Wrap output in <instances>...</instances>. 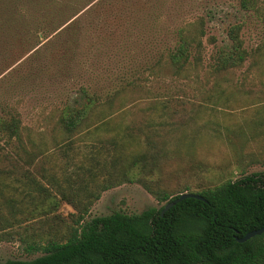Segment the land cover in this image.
Instances as JSON below:
<instances>
[{
    "label": "rangeland",
    "instance_id": "374dc122",
    "mask_svg": "<svg viewBox=\"0 0 264 264\" xmlns=\"http://www.w3.org/2000/svg\"><path fill=\"white\" fill-rule=\"evenodd\" d=\"M96 1L82 4L89 10L80 16L86 29L67 60L59 45L65 34L33 39L23 49L18 40L0 37V118L19 119L25 148L30 150L28 134L37 146L44 140L51 149L59 110L84 87L101 100L113 97L114 111L122 106L112 122L128 126L141 151L147 149L145 135L149 138L148 154L159 153V169L144 166L147 160L134 173L144 166L143 177L156 189L188 186L196 191L225 179L264 174V0L247 12L238 8V0H153L150 12L142 8L144 0H137L140 11L133 15L105 6L93 11ZM197 18L204 20L205 31L200 62L176 75L166 53L176 28ZM233 24H241L246 60L216 73L212 56L228 47L226 29ZM16 145L0 134V263L41 255L31 249L39 241L40 221L29 216L44 204L43 192L29 180L54 195L48 167L64 160L57 155L61 146L53 151L56 156L31 161L16 157ZM163 204L139 183H122L100 193L86 220ZM59 212L65 216L72 209L62 204Z\"/></svg>",
    "mask_w": 264,
    "mask_h": 264
},
{
    "label": "trees",
    "instance_id": "16d2710c",
    "mask_svg": "<svg viewBox=\"0 0 264 264\" xmlns=\"http://www.w3.org/2000/svg\"><path fill=\"white\" fill-rule=\"evenodd\" d=\"M84 1L0 0V37L18 40L16 45L23 49L33 39L65 34L57 44L62 45L65 54L61 55L67 60L72 57L70 47L79 45L78 37L86 29L81 25L85 17H80L89 11L82 7ZM136 1L99 0L93 3V11L105 6L118 14L133 15L140 11L135 8ZM152 3L153 0H144L142 8L153 11ZM237 5L245 12L257 10V0H238ZM240 30L241 24L226 29L229 44L212 56L214 72L236 68L246 60ZM204 36L202 18L176 28L173 47L166 53L174 74L199 64ZM208 41L212 42V38ZM112 102L113 97L105 96L101 100L95 93L79 87L56 116L57 134L50 138V152L44 140L37 146L26 134L28 151L21 138L23 128L19 119L11 114L0 118V134L17 144L14 152L17 158L22 154L31 161L37 156L48 159L56 156L53 151L60 146L57 155L64 158L48 167L54 195L29 180L43 192L44 204L33 209L29 216L40 221L42 229L36 234L39 241L31 249L41 255L0 264H264V233L241 243L235 240L264 224V174L225 179L196 191H190L188 186L156 189L148 183L150 178L147 180L142 174L148 164L155 171L159 169V153L148 154L151 146L146 135L147 149L141 151L139 138L129 127L119 128L112 122L116 110H122L118 106L114 111ZM100 132L106 136L98 137ZM82 142L87 145L85 148L79 146ZM134 181L157 203L166 204L186 191L201 200L183 199L162 215L164 204L139 213L112 212L86 220L100 193ZM62 204L70 206L72 212L61 215Z\"/></svg>",
    "mask_w": 264,
    "mask_h": 264
},
{
    "label": "water",
    "instance_id": "95a60500",
    "mask_svg": "<svg viewBox=\"0 0 264 264\" xmlns=\"http://www.w3.org/2000/svg\"><path fill=\"white\" fill-rule=\"evenodd\" d=\"M186 198H194V199L201 200V197H199V196H197L195 194H190L188 192H184L182 194H179L177 197L171 199L166 204H164V207L162 208V210L160 212V215H162L164 211H166L167 209H169L174 204H176L179 201H181L183 199H186ZM261 233H264V224H263V226L261 228H259L257 230H253V231L247 232L241 238H236L235 240L238 243H241V242H244V241L248 240L249 238H252L253 236H258Z\"/></svg>",
    "mask_w": 264,
    "mask_h": 264
}]
</instances>
